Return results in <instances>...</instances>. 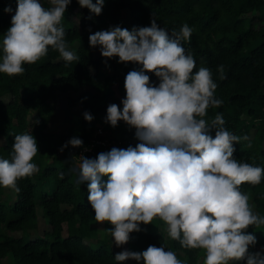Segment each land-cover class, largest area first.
Listing matches in <instances>:
<instances>
[{"label":"trees","instance_id":"obj_1","mask_svg":"<svg viewBox=\"0 0 264 264\" xmlns=\"http://www.w3.org/2000/svg\"><path fill=\"white\" fill-rule=\"evenodd\" d=\"M39 2L45 8L50 6L49 0ZM6 7L11 12H5ZM16 10L17 0H0V62L4 34ZM121 10L128 19L129 31L150 26L152 16L169 32L179 31L185 23L194 29L183 47L196 61L194 73L200 67L212 71L218 85L215 96L222 101L218 108L209 107L204 119L211 121L222 113L227 130L239 137H249L247 141L234 143V158L264 168V0H105L99 16L82 8L78 0H71L62 26L69 50L79 56V61L66 66L59 52L49 46L45 57L35 64L23 65L22 75L10 77L0 73V158L11 160L16 135L32 134L38 145L32 162L39 168L33 176L17 182L19 193L10 189L13 198L7 206L0 201V264H145L143 259L115 260L119 252L109 245V230L114 226L107 221L101 223L99 236L94 240L88 238L90 226L96 222L88 201L90 182L78 185V174L68 165L93 135L109 142L93 146L94 159L102 151L136 147L140 142L111 131L107 122L96 133L93 120L88 122L83 115L87 111L94 116L121 102L126 97V75L142 69L136 62L120 63L119 57L105 58L101 52L94 53L89 45L90 34L122 27ZM220 65L225 70L223 80L217 71ZM146 74L150 83L159 84L154 73ZM57 93L64 95L67 107L80 106L73 137L81 139L83 146L68 145L63 152L61 147L73 137L69 131L47 128L54 112L50 100H56ZM211 135L214 138L215 130ZM108 179L102 177L103 182ZM2 189L0 186V193ZM240 191L249 196L254 213L264 216V175L260 184L243 183ZM36 204L48 229L29 236L27 229L36 227ZM158 221L164 222L157 217L150 224L141 223V231L129 234L124 250L143 252L154 245L176 253L182 264H204V249L183 248L168 232L163 235L152 228ZM6 230L20 233L12 235ZM244 231L257 238L256 245L249 246L250 252L264 249V226H250Z\"/></svg>","mask_w":264,"mask_h":264},{"label":"clouds","instance_id":"obj_2","mask_svg":"<svg viewBox=\"0 0 264 264\" xmlns=\"http://www.w3.org/2000/svg\"><path fill=\"white\" fill-rule=\"evenodd\" d=\"M78 3L99 16L105 0ZM70 4L71 0H49L50 6L45 8L39 0H17L2 42L0 73L22 75L23 65L45 57L49 46L59 52L66 66L78 62L62 26ZM4 11L11 12V8ZM193 31L185 23L179 31L169 32L152 16L150 26L131 31L115 26L90 34V47L99 46L103 57L142 65L140 71H130L125 77L123 109L111 104L105 118L112 127L119 121L134 127L140 142L126 149L114 147L95 159L81 155L72 170L78 174V185L90 182L88 201L95 220L114 226L109 231L116 247L125 245L131 232L141 231V223L150 224L158 217L166 223L170 238L183 248L205 250L204 264L242 260L264 264V249L250 252L249 246L254 247L257 238L244 231L264 226V216L254 213L249 196L240 191L243 183L260 184L264 168L234 158V143L249 137L227 130L222 113L211 121L204 119L208 108H218L222 101L215 96L218 85L212 71L200 67L194 73L196 61L183 47ZM217 71L221 80L226 78L223 65ZM146 72L154 73L159 84L150 83ZM83 115L88 122L94 118L87 111ZM68 145L81 147L83 141L73 137L60 151ZM37 152L32 134L16 135L11 160L0 158V186L19 193L17 182L39 171L32 162ZM60 175L62 178L63 173ZM103 176L109 177L107 182L102 181ZM128 259L182 264L176 253L154 245L143 252L125 249L115 255L117 262Z\"/></svg>","mask_w":264,"mask_h":264},{"label":"rangeland","instance_id":"obj_3","mask_svg":"<svg viewBox=\"0 0 264 264\" xmlns=\"http://www.w3.org/2000/svg\"><path fill=\"white\" fill-rule=\"evenodd\" d=\"M120 20L122 22V27L124 29H127L128 27V19L126 17V14L123 10L120 12ZM94 53L100 52V48L97 46L96 48H93ZM108 67L106 66L105 70H107ZM52 104H54V112L48 120L47 123V128L51 129L53 131H69V134L73 137L76 132H77V114L79 112V104H75L72 107H67L65 103V98L62 93H57L56 100H50ZM119 108L122 110L123 109V104L119 102L117 104ZM107 116V111H100L97 114H95L93 117V122L96 126H101L103 123H105V118ZM111 131H115L116 133L124 134L125 137H129L131 139H135V132L136 129L134 127L129 126L126 124L124 121H119L118 126L112 127L110 125ZM1 141V137H0ZM43 159V156L41 157ZM45 159V158H44ZM39 187L38 184L35 186V190ZM13 198V193L10 189H5L3 187L1 193H0V201L4 203L5 206H7L10 202V200ZM35 211H36V227L27 229L29 236H33L37 233H40L42 230H47L48 229V224L45 222L43 216L41 215V210L39 206L36 204L35 205ZM101 223L95 222L94 224H91L89 233H88V238L90 240H94L96 236H99L100 228H101ZM157 228V230L165 235L167 233V225L165 222H157L155 225H152V228ZM7 233L12 234V235H19L18 230L10 231L6 230ZM65 232V225L62 223V233ZM167 238V236L165 237ZM109 245L118 252H121L124 250L125 245H122L121 247H116L114 243V238L111 234V237L109 239ZM130 261V259H128ZM3 263V262H2Z\"/></svg>","mask_w":264,"mask_h":264},{"label":"built area","instance_id":"obj_4","mask_svg":"<svg viewBox=\"0 0 264 264\" xmlns=\"http://www.w3.org/2000/svg\"><path fill=\"white\" fill-rule=\"evenodd\" d=\"M100 128H101L100 126H96L95 132L96 133H100L101 132ZM108 143L109 142L106 141L104 138H99V137H97L95 135L91 136L89 141H88V143L85 144L83 147H81L77 151V153L75 154L73 160L70 163H68V165L73 168V165L79 162L80 156L81 155L84 156L85 154L89 155L90 159H94L95 156L92 153L93 152L92 151L93 150V146L95 144L106 145ZM102 152H104V151H102Z\"/></svg>","mask_w":264,"mask_h":264}]
</instances>
